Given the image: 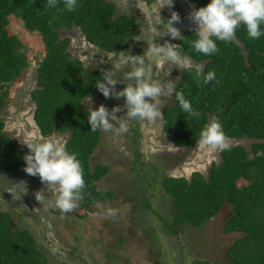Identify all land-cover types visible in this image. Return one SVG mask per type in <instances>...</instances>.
I'll return each mask as SVG.
<instances>
[{
  "label": "trees",
  "instance_id": "16d2710c",
  "mask_svg": "<svg viewBox=\"0 0 264 264\" xmlns=\"http://www.w3.org/2000/svg\"><path fill=\"white\" fill-rule=\"evenodd\" d=\"M143 1L150 4L154 0ZM192 1L200 7L211 2ZM46 2L0 0V170L26 174L25 152L4 132L1 118L2 109L8 105L6 87L20 79L29 65L23 44L6 29L13 16L27 32L38 33L44 45V56L36 68V87L30 92L32 118L42 137L69 134L66 149L77 155L86 184L77 208L87 210L95 202L114 196L111 190L99 189L98 181L109 167L104 163L91 165L101 133L91 131L89 113L82 107L84 99L97 93L95 83L102 79L101 69H87L81 60L72 58L70 38H61L60 31L81 27L87 42L104 52H116L129 46L138 26L128 15H117V7L108 0H77L72 12L64 10L63 0L53 9L44 7ZM181 36L176 43L180 52L201 63L204 74L214 72L216 79L205 84L203 77L197 81L194 68L184 71L175 90L184 94L200 116L183 112L173 93V103L162 109L163 131L174 145L189 147L198 143L200 130L215 117L229 139L248 138L252 143L249 149L235 144L220 151V160L211 162L207 175L193 171L189 177L164 176L161 187L164 195L172 198L175 214L163 227L171 236L183 234L187 225L202 227L227 201L232 213L224 223V232L240 236L226 249V264H264V34L252 39L241 25L235 33L241 44L213 37L219 51L211 56L192 47L194 31L184 30ZM147 204L146 209L155 214ZM9 217L7 212H0V264H46V255L38 248L33 232L12 231ZM191 264L216 263L195 259Z\"/></svg>",
  "mask_w": 264,
  "mask_h": 264
},
{
  "label": "rangeland",
  "instance_id": "374dc122",
  "mask_svg": "<svg viewBox=\"0 0 264 264\" xmlns=\"http://www.w3.org/2000/svg\"><path fill=\"white\" fill-rule=\"evenodd\" d=\"M108 1L117 7V15H128L137 21V33L127 48L99 55L98 63L94 56L85 62L90 61L92 67L100 69L112 68L122 75L128 69L120 63L118 54L130 52L132 55L145 56L151 80H175L177 76L182 80L183 72L170 63L161 64L158 58L149 54L148 49L152 41L159 45L165 40L177 43L178 39L175 41L170 36H160L162 20L166 22L171 11L179 14L181 20L174 26L182 33L194 27L187 16L192 6L197 9L200 6L192 0H173V7L169 10L167 6L160 8L161 0H154L150 4L143 0ZM6 29L23 44L29 65L20 79L6 87L8 105L1 111V118L5 122L4 132L13 138L25 154L29 150L23 143L37 137L59 138L65 142L68 133L40 137L32 118L34 102L30 92L36 87L37 64L45 53L40 36L36 32H27L20 20L13 16L9 17ZM80 32V28L74 27L65 34V37L70 38L73 58L79 54L75 45L86 46ZM191 61L193 65H202ZM168 72L169 77L166 75ZM124 86L118 83L116 90L120 91ZM99 95L101 98L92 101L94 109L100 104L109 110L124 104L123 97L115 100ZM162 101L161 111L164 105L173 103L172 97L162 98ZM126 111L123 109L116 115L125 116ZM127 124V133L120 135L100 130L101 139L90 161L92 166L97 163L109 166L110 171L98 182V186L101 190H111L114 196L95 202L87 210L76 208L63 216L58 211L46 212L34 195L44 187L38 176H29L22 171L8 173L0 170V212L10 215L12 231L28 229L33 232L38 248L46 255V264H191L195 259L226 264V249L240 236V233L224 232V223L232 213L229 202L226 201L202 227L187 225L185 232L179 236L168 235L163 227V223L174 216L175 210L172 198L163 193L161 179L164 176L189 177L193 171L207 175L211 162L220 160V151L210 152L199 143L189 147L174 145L171 137L163 131L162 117L154 122L129 119ZM229 141L230 145L241 144L247 149L252 143L248 138ZM21 181L27 186L24 196L22 190L14 185ZM9 190L20 196V199H14ZM147 201L155 214L146 209ZM101 207L118 209V213L114 218L98 214Z\"/></svg>",
  "mask_w": 264,
  "mask_h": 264
},
{
  "label": "clouds",
  "instance_id": "9594fccd",
  "mask_svg": "<svg viewBox=\"0 0 264 264\" xmlns=\"http://www.w3.org/2000/svg\"><path fill=\"white\" fill-rule=\"evenodd\" d=\"M64 10L75 11L77 0H63ZM173 7V0H161L160 8ZM44 7L53 9L58 7V0H47ZM189 19L194 25L190 30L195 32V39L191 41L192 47L199 53L211 56L219 51L217 43L213 39L230 42L235 39L236 30L244 25L247 34L252 39L261 37V25L264 24V0H211L204 7L195 8L188 13ZM162 20V19H161ZM181 20L179 14L171 11L170 18L162 20L160 36H170L180 39L181 32L174 26ZM149 54L158 58L161 64L170 63L181 72L195 69L197 81L203 77V82L208 84L216 79L214 72L204 74L203 65H193L192 61L183 56L178 44L168 40L162 45L151 42ZM118 60L127 68L122 75L116 70L101 69V78L97 80L96 88L106 99L119 100L124 98L122 106H114L109 110L104 104L94 109L91 97L85 102L89 113L88 122L91 131L101 130L105 133L112 132L116 135L127 133V120L156 121L162 117V98H171L175 94V100L183 112L192 117H199L190 101L186 100L181 91H176V83L180 80L165 79L154 81L149 78V65L145 56L132 55L130 52H120ZM170 72L166 75L169 77ZM124 84L122 90L117 91L116 85ZM126 109V115L118 117L116 113ZM199 145L210 152L224 151L230 148V141L225 135L219 120L213 117L199 133ZM28 148L25 154L24 171L29 176H38L44 187L34 193L35 199L42 205L44 211H58L62 216L74 211L79 202L83 200V190L86 187L83 169L77 155L66 149V144L59 138H34L31 142L23 143ZM14 184V183H13ZM20 188L23 196L27 194V186L21 181L14 184ZM14 199L20 196L8 191ZM118 209L101 207L98 214L114 218Z\"/></svg>",
  "mask_w": 264,
  "mask_h": 264
},
{
  "label": "flooded vegetation",
  "instance_id": "af4514ba",
  "mask_svg": "<svg viewBox=\"0 0 264 264\" xmlns=\"http://www.w3.org/2000/svg\"><path fill=\"white\" fill-rule=\"evenodd\" d=\"M195 4V3H194ZM74 27H78V26H74ZM73 27V28H74ZM72 28V29H73ZM78 28H80L81 29V27H78ZM81 38H82V41L83 42H85L86 43V46L85 45H82V44H80V45H75L74 46V48H77L76 50H77V53H79L78 55H76V59H79V60H81L82 62H83V64H84V66L87 68V69H100L101 67H97V66H94V67H92V63H90V61H88V62H85L87 59H91L93 56L96 58V60H98L97 61V63L99 62V60H100V58L99 57H101V56H99V55H101V54H105V55H108V54H111V53H113V52H104L103 50H101V49H99L97 46H95V45H93V44H90L89 42H87V40L85 39V36H84V34H83V32H82V29H81ZM137 33V32H136ZM135 36V35H134ZM133 36V37H134ZM132 37V38H133ZM131 38V39H132ZM175 41H176V39H175ZM174 41V42H175ZM77 42H79V40H77ZM131 42V41H130ZM177 42V41H176ZM71 43H70V45H69V47H68V51H70L71 52V55L73 54V52H72V50H71ZM79 47H81V48H79ZM182 54V53H181ZM102 55V58H104V56ZM98 57V58H97ZM72 58H73V55H72ZM188 58H190V57H188ZM90 63V64H89ZM96 64V63H95ZM107 66V64L105 65V67ZM117 69V68H116ZM119 69V68H118ZM123 71V70H122ZM99 94H102V93H100L99 91H97V93L96 94H94L93 96H91V100L93 101V100H95L97 97L98 98H101V95H99ZM89 98V97H88ZM88 98H86V99H84L83 100V102H82V106L83 105H85L86 106V108L88 107V105L85 103L87 100H88ZM93 104V103H92ZM165 106V105H164ZM84 107V106H83ZM37 127V126H36ZM38 129V128H37ZM53 135V134H52ZM51 135V136H52ZM40 137H42L41 135H40ZM109 167V166H108ZM109 171H110V169H109ZM108 171V172H109ZM4 172V171H3ZM106 176V175H105ZM104 176V177H105ZM101 180V179H100ZM99 180V181H100ZM98 181V182H99ZM100 183V182H99Z\"/></svg>",
  "mask_w": 264,
  "mask_h": 264
},
{
  "label": "water",
  "instance_id": "95a60500",
  "mask_svg": "<svg viewBox=\"0 0 264 264\" xmlns=\"http://www.w3.org/2000/svg\"><path fill=\"white\" fill-rule=\"evenodd\" d=\"M70 30H65V31H60V36L61 38H63V36L65 37V34H67ZM234 41H236L238 44H241V41L235 36V39H233Z\"/></svg>",
  "mask_w": 264,
  "mask_h": 264
},
{
  "label": "crops",
  "instance_id": "0c3cea01",
  "mask_svg": "<svg viewBox=\"0 0 264 264\" xmlns=\"http://www.w3.org/2000/svg\"><path fill=\"white\" fill-rule=\"evenodd\" d=\"M108 190V189H107Z\"/></svg>",
  "mask_w": 264,
  "mask_h": 264
}]
</instances>
